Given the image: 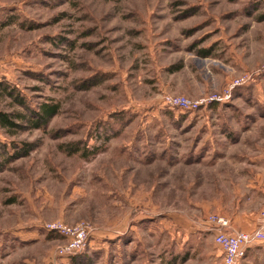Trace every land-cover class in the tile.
Wrapping results in <instances>:
<instances>
[{
    "label": "rangeland",
    "instance_id": "374dc122",
    "mask_svg": "<svg viewBox=\"0 0 264 264\" xmlns=\"http://www.w3.org/2000/svg\"><path fill=\"white\" fill-rule=\"evenodd\" d=\"M0 85V264H224L210 216L264 231V0H0Z\"/></svg>",
    "mask_w": 264,
    "mask_h": 264
},
{
    "label": "built area",
    "instance_id": "2783aa9c",
    "mask_svg": "<svg viewBox=\"0 0 264 264\" xmlns=\"http://www.w3.org/2000/svg\"><path fill=\"white\" fill-rule=\"evenodd\" d=\"M216 101L213 98L204 99L197 102H191L185 98H171L165 101L166 105L172 108H178L182 111L194 112L205 106L207 103ZM211 227L210 231L214 236V242L219 246L224 255V264H240L241 260L246 256L247 250L257 242L264 241V231L255 233L249 232H231V223L223 216H210L207 220ZM61 230H64L61 228ZM63 232V231H62ZM65 233V232H63ZM86 235L78 232V242L76 248L80 247Z\"/></svg>",
    "mask_w": 264,
    "mask_h": 264
},
{
    "label": "crops",
    "instance_id": "0c3cea01",
    "mask_svg": "<svg viewBox=\"0 0 264 264\" xmlns=\"http://www.w3.org/2000/svg\"><path fill=\"white\" fill-rule=\"evenodd\" d=\"M3 5V4H2ZM8 5H11V3H9ZM262 181V182H261ZM260 181V185H259V189H257V190H260V193H258V194H260V195H258L260 198H262V199H264V178H263V180H261ZM253 198H254V196H253ZM258 211H255V210H253V216H245V217H243V216H237L235 219H234V222H237V221H240V219L241 220H249L250 219V221H249V224H246V225H249V227L248 228H243V227H241V222H237V224H239V226H238V228L240 229V230H246V231H248V232H253V233H255V232H257V231H261L262 229H260L259 228V225L261 226V223L263 222V219H259L257 216H256V214H254V213H257ZM232 222V221H231ZM260 229V230H259ZM257 243H259V242H257ZM257 243H254L253 244V246L252 247H250L249 249H248V251H247V254H246V256H245V258L241 261V263L240 264H257V262L255 261V259L257 258L256 256H255V254H254V252H255V246H257L258 244ZM264 244V243H263ZM263 244H259L260 245V247H262L261 249L262 250H259V252H260V256H259V258H258V264H264V245ZM258 245V246H259Z\"/></svg>",
    "mask_w": 264,
    "mask_h": 264
},
{
    "label": "trees",
    "instance_id": "16d2710c",
    "mask_svg": "<svg viewBox=\"0 0 264 264\" xmlns=\"http://www.w3.org/2000/svg\"><path fill=\"white\" fill-rule=\"evenodd\" d=\"M0 87H2V85H0ZM4 90H6V88L4 87L3 88ZM22 106H24V102L22 101H18ZM30 114H33V111H29ZM58 112V109H57V106H51V105H44L40 108V111L39 113L41 114H37L38 116V121L36 120H29L31 122H33L34 124H37L39 125L40 123L42 122H48L53 116H55V114H57ZM19 117L18 118H22V116L18 115ZM0 124L1 126L3 127H7V126H12L14 127V124L9 120L8 116L3 114V113H0ZM36 125V126H37Z\"/></svg>",
    "mask_w": 264,
    "mask_h": 264
}]
</instances>
